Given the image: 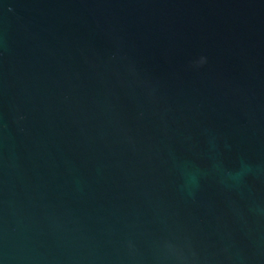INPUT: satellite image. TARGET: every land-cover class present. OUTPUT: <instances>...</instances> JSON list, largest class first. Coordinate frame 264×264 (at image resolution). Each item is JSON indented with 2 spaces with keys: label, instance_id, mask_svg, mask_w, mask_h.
I'll use <instances>...</instances> for the list:
<instances>
[{
  "label": "water",
  "instance_id": "95a60500",
  "mask_svg": "<svg viewBox=\"0 0 264 264\" xmlns=\"http://www.w3.org/2000/svg\"><path fill=\"white\" fill-rule=\"evenodd\" d=\"M0 264H264V0H0Z\"/></svg>",
  "mask_w": 264,
  "mask_h": 264
}]
</instances>
